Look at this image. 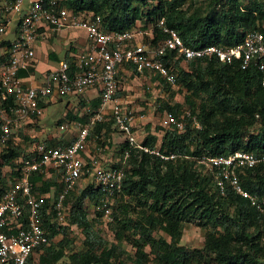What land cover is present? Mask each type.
<instances>
[{
  "label": "built area",
  "instance_id": "built-area-1",
  "mask_svg": "<svg viewBox=\"0 0 264 264\" xmlns=\"http://www.w3.org/2000/svg\"><path fill=\"white\" fill-rule=\"evenodd\" d=\"M137 23L122 32L106 31L98 15L73 12L64 0H0V152L17 151L14 165L19 174L0 194V264H26L36 249L48 244L43 220L48 217L50 223L65 224L69 194L88 185L96 187L105 198L99 207L101 219L111 221L108 201L126 198L121 196V187L128 167V150L117 155L106 150H118L124 142L149 156L171 160L176 158L174 154L164 155L158 150L161 136L165 132L182 133L187 118L189 128L201 129L187 110L177 115L162 111L159 129L138 138L142 130L137 128L146 118L145 109L130 104L128 87L124 86L126 78H145L144 93H155L149 100L154 107L166 95L164 85L175 86L172 73L177 59L181 61L179 65L185 66L192 60L213 58L221 64H235L242 71L255 70L260 86H264V35L258 29L244 32L241 42L234 45L192 48L183 44L174 29L165 26L163 17L157 18L148 31H139ZM153 27L163 37L151 43ZM68 29L83 32L85 49L58 62L38 86H26L18 72L32 66L33 45ZM10 33L12 36L6 40ZM152 76L159 80L153 81ZM89 91H94L96 97L87 98ZM69 95L77 97L81 104L79 117L84 120H68L57 126L58 131L73 130L71 143L49 145L23 137L21 128L25 122H37L45 104ZM107 123V133L104 128L92 131L97 124ZM147 134H160L153 147L141 144ZM102 137L105 141L100 146L96 141H102ZM90 141L92 150L88 151ZM194 162L211 176L219 194L223 195L227 186L263 213L264 204L241 188L236 171L263 164L264 154L235 151L226 156H200ZM31 173L41 175L43 182L45 177H52L58 187H49L47 193L34 190L29 180Z\"/></svg>",
  "mask_w": 264,
  "mask_h": 264
},
{
  "label": "trees",
  "instance_id": "trees-1",
  "mask_svg": "<svg viewBox=\"0 0 264 264\" xmlns=\"http://www.w3.org/2000/svg\"><path fill=\"white\" fill-rule=\"evenodd\" d=\"M145 1L64 0V4L73 12L98 15L106 31L129 30L136 21L143 27L149 24L153 26L157 18L163 17L165 26L174 29L183 44L192 48L234 45L241 42L244 32L251 29H258L264 35V0H211L208 4L211 8H217L216 14L202 17L193 12L183 14L179 6L185 0H158L151 9L142 10ZM153 32L151 43L163 37L154 27ZM180 62V59L174 61L172 74L175 82L189 92L190 97L185 100L186 110L201 129L186 126L182 133L165 132L161 136L158 150L164 155L174 154L176 158L171 160L149 156L129 148L124 142L119 144L118 153L128 150V167L121 196L136 198V204H145L148 213L139 216L143 212L138 211L135 204L123 198H118L120 201L114 198L108 201L112 211L111 221L106 223L111 225L117 221L125 230H132L137 235V242L133 244L129 255L130 264H146L150 260L154 264H189L196 256H206L209 258L206 263L211 260L214 264H264V243L260 244L257 236L248 231V223L254 224L263 217V213L227 186L223 195L219 194L212 184L211 176L201 175L194 165V159L200 156H226L235 151L264 154V127L250 130L257 119H263L264 116V86H260L259 74L255 70L242 71L235 64H221L213 58L192 60L184 67L179 65ZM186 67L187 70H184ZM158 78L152 76L151 79L154 81ZM167 88L169 86L164 85L165 91ZM199 94H203L207 102L198 104L196 109L191 97ZM160 107L162 110V106L158 109ZM178 107V104L164 105V109L175 115L179 114ZM79 121L84 120L79 117ZM185 121L189 125L190 119ZM108 126L109 123L97 124L92 131L97 133L104 128L107 133ZM154 137L147 134L141 144L153 147L156 141ZM104 141L102 137V141L96 142L103 146ZM17 154L16 150L7 149L2 151L0 157L8 163ZM15 168L16 165L11 168L10 182L19 176ZM236 174L241 188L260 202L259 198L264 196V163L237 170ZM29 180L34 190L41 193L49 191L50 184L43 182L38 173H31ZM10 182L0 180V193L8 189ZM209 187L214 191L209 192ZM84 198L97 204L99 211L95 215L101 216L99 207L105 198L96 187L88 185L79 189L77 194L71 192L66 200L69 209L65 224L50 223L48 217L43 220V227L48 232V244L36 249L39 255L35 264H56L63 250L51 241L62 234V242L65 232L72 225L79 227L84 236V250L71 254L70 260L77 264H126L114 260V245L96 250L95 246L102 241L91 230V221L81 208ZM113 204H116L115 208ZM228 208H231L230 213ZM118 215L122 217L118 218ZM188 222L199 227L209 225L215 228L219 223L226 226L222 233L212 229L211 233L205 234L200 249H187L178 244V239L180 225ZM228 226L232 230H228ZM157 228L166 233L170 240L153 236ZM114 237L119 240L120 233H115ZM35 252L28 257L26 264H33Z\"/></svg>",
  "mask_w": 264,
  "mask_h": 264
},
{
  "label": "rangeland",
  "instance_id": "rangeland-1",
  "mask_svg": "<svg viewBox=\"0 0 264 264\" xmlns=\"http://www.w3.org/2000/svg\"><path fill=\"white\" fill-rule=\"evenodd\" d=\"M158 0H146L145 6H143L142 10L151 9L152 6L157 4ZM161 1H167V0H161ZM211 0H185L183 3L180 4L179 8L182 11L183 14L188 15L190 13H195L197 16H205L207 14H216L217 8H211L208 4ZM149 26H151L149 24ZM148 25L146 27H143L140 25V23H137V28L139 31H148ZM69 30V29H68ZM66 31V30H65ZM147 36H144L143 39L146 40ZM179 66V65H178ZM184 67V65H182ZM181 66H179L180 69H182ZM183 70V69H182ZM187 70V67L184 69ZM124 86L128 87V97L131 101L130 104L133 106L138 105L139 107H143L145 109L146 118L145 120L140 124V128H137L138 130H142L141 132H138V138H140L145 133H151L156 132L159 129L158 123L162 117V111H167L164 109V105L168 106H174V104H178L179 112H183L186 110L187 106L185 103V100L187 97H190L189 92L186 90L185 87L180 86L177 82H175V86L172 88H167L166 95L155 104H150V99H152L155 96V93H144V87L146 85L145 78H137L133 76H130L129 78H126L124 80ZM158 94H156L157 96ZM160 96H163L160 94ZM195 103V108L197 109V105L200 103H206L207 100L205 99V96L203 94H199L198 96L191 97ZM148 100V101H147ZM159 100V99H158ZM146 103V106L141 105ZM159 106H162V110L160 107V110L158 109ZM51 107H47L45 110V115L48 118V116L51 113ZM188 109V108H187ZM186 123V121L184 120ZM188 125L184 126L185 127ZM260 127H264V116L263 119H257V122L253 128L250 130L255 131L259 129ZM160 134H157V137H154L156 141H158ZM155 141V143H156ZM111 146V144L109 145ZM92 150V142L88 144V151ZM117 148H111L106 150L107 152L117 155ZM2 152H0L1 154ZM17 156V155H16ZM15 156V157H16ZM120 157V156H119ZM18 159L13 158L9 160L8 163L3 162V159L0 157V180H5V182H10V171H12V166L14 165V162H16ZM197 171L200 172L201 175H205L204 171L201 170V168L194 164ZM84 181L80 183V187L84 186ZM209 192H213L214 189L212 187H209ZM75 194L78 193V191H74ZM1 194V193H0ZM117 200V199H116ZM120 201V199H118ZM124 200L130 202L132 205H136V209L140 212L138 214L139 216H145L148 213V208L145 204L140 203L139 205L136 204V198H125ZM118 201V202H119ZM259 201L264 204V196L259 198ZM114 205V204H113ZM112 205V206H113ZM116 205V204H115ZM115 205L113 208H115ZM81 208L83 209L86 218L90 220V228L91 230L96 233V235L100 238L102 241L101 245L98 243L95 248L99 251L101 247L108 248L110 245H114V254H115V261H124L126 264H130L129 255L132 253V246L134 243L137 242V235L132 233V230H125L123 228V225L120 224L117 221H114L113 224H107L105 220L101 219L100 217H97L95 213L99 211L97 204L95 205L92 201L88 200L87 198H84L81 203ZM263 217L257 222L248 223V231L252 232L253 235L257 236V240L260 242V244L264 243V206H263ZM227 211L230 213L231 208H228ZM122 214V213H121ZM130 214V213H128ZM132 215V214H131ZM137 215V217H138ZM122 215H118V218H121ZM226 226L225 224L219 223L215 228H212L211 226H205V227H199L195 225L193 222L183 223L180 225V235L178 239V244L187 248V249H200L203 246V241L205 234L211 233L212 229H216L217 231H220L222 233L223 227ZM229 227V226H228ZM228 230H232L231 227H229ZM115 233H120L119 240H116L114 237ZM153 236L155 237H162L166 239L167 241L170 240L169 236L166 233H163V231L160 228H157L155 231H153ZM62 235V234H61ZM61 235H58L55 237L51 243L55 245L57 248L61 247L63 250L62 257L56 262V264H77L74 260H70L71 254H78V252H81L84 250V247H82V241L84 240V236L80 230L79 227L72 225L71 229H68L67 232H65V238L62 242H60V239L62 238ZM97 237V238H98ZM99 245V246H98ZM147 250V248H145ZM37 255H39L38 252H35L32 256V262L35 264L37 260ZM203 255V254H202ZM150 258H152L150 256ZM209 258H206V256H196L191 259L189 264H205ZM146 264H154L152 260L148 261ZM206 264H214L211 260Z\"/></svg>",
  "mask_w": 264,
  "mask_h": 264
},
{
  "label": "crops",
  "instance_id": "crops-1",
  "mask_svg": "<svg viewBox=\"0 0 264 264\" xmlns=\"http://www.w3.org/2000/svg\"><path fill=\"white\" fill-rule=\"evenodd\" d=\"M12 22L15 18L11 19ZM34 61L27 71L20 70L23 83L26 86H38L48 70L55 68L58 62L67 60L70 56L85 49V39L80 30H62L50 36L44 41H37L34 45ZM70 59V58H69ZM89 99L96 97L94 91L85 94ZM95 102L94 100L92 103ZM81 104L77 103V97L69 95L57 98L44 105L42 116L37 122H25L21 128L23 137L31 138L30 141H43L49 145L69 144L73 139V130L58 131L57 126L65 121H79ZM47 107H51L48 118L45 115ZM107 137V136H106ZM109 137V136H108ZM46 178L44 182L50 187H57L53 178ZM39 185V184H38Z\"/></svg>",
  "mask_w": 264,
  "mask_h": 264
},
{
  "label": "water",
  "instance_id": "water-1",
  "mask_svg": "<svg viewBox=\"0 0 264 264\" xmlns=\"http://www.w3.org/2000/svg\"><path fill=\"white\" fill-rule=\"evenodd\" d=\"M11 36H12V33H10V34L7 36L6 40H9Z\"/></svg>",
  "mask_w": 264,
  "mask_h": 264
},
{
  "label": "clouds",
  "instance_id": "clouds-1",
  "mask_svg": "<svg viewBox=\"0 0 264 264\" xmlns=\"http://www.w3.org/2000/svg\"><path fill=\"white\" fill-rule=\"evenodd\" d=\"M28 70V69H27ZM27 70H22V71H27Z\"/></svg>",
  "mask_w": 264,
  "mask_h": 264
}]
</instances>
